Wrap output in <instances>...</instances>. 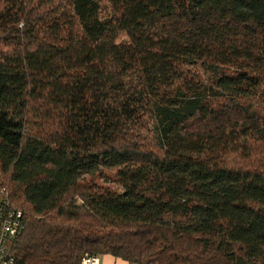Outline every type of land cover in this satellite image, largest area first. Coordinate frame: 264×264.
<instances>
[{"label": "trees", "instance_id": "16d2710c", "mask_svg": "<svg viewBox=\"0 0 264 264\" xmlns=\"http://www.w3.org/2000/svg\"><path fill=\"white\" fill-rule=\"evenodd\" d=\"M7 207L15 264H264V0H0Z\"/></svg>", "mask_w": 264, "mask_h": 264}, {"label": "built area", "instance_id": "2783aa9c", "mask_svg": "<svg viewBox=\"0 0 264 264\" xmlns=\"http://www.w3.org/2000/svg\"><path fill=\"white\" fill-rule=\"evenodd\" d=\"M22 226V211L7 207L0 214V264H15L10 243L16 239ZM81 264H99L98 256H87Z\"/></svg>", "mask_w": 264, "mask_h": 264}, {"label": "rangeland", "instance_id": "374dc122", "mask_svg": "<svg viewBox=\"0 0 264 264\" xmlns=\"http://www.w3.org/2000/svg\"><path fill=\"white\" fill-rule=\"evenodd\" d=\"M97 184L107 185L112 189L120 190L119 185L115 182L112 170H101L99 174L93 176ZM6 182V181H5Z\"/></svg>", "mask_w": 264, "mask_h": 264}, {"label": "crops", "instance_id": "0c3cea01", "mask_svg": "<svg viewBox=\"0 0 264 264\" xmlns=\"http://www.w3.org/2000/svg\"><path fill=\"white\" fill-rule=\"evenodd\" d=\"M99 264H128L126 261L115 258L109 254L99 256Z\"/></svg>", "mask_w": 264, "mask_h": 264}]
</instances>
